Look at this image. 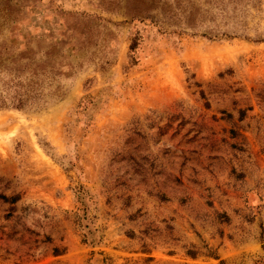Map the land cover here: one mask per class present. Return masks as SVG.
<instances>
[{
  "label": "rangeland",
  "instance_id": "rangeland-1",
  "mask_svg": "<svg viewBox=\"0 0 264 264\" xmlns=\"http://www.w3.org/2000/svg\"><path fill=\"white\" fill-rule=\"evenodd\" d=\"M195 3L237 34L0 0V46L71 64L43 104L0 106V264H264V0Z\"/></svg>",
  "mask_w": 264,
  "mask_h": 264
},
{
  "label": "trees",
  "instance_id": "trees-1",
  "mask_svg": "<svg viewBox=\"0 0 264 264\" xmlns=\"http://www.w3.org/2000/svg\"><path fill=\"white\" fill-rule=\"evenodd\" d=\"M243 1L215 0L220 18L236 17L235 10ZM228 4L231 7L227 10ZM123 8L132 21L149 20L161 32L200 33L209 37L237 34L214 28L201 31L198 27L204 23L207 14L206 9L200 8L195 0H124ZM154 8L160 10L161 17L150 13ZM138 38L134 37L129 46L131 50L136 47ZM54 44L42 51L25 46L18 52H12L11 47L5 44L0 46V106H39L52 94L57 95L56 77L66 73L63 65L67 67L71 64L70 61H60L63 55L58 52L57 42Z\"/></svg>",
  "mask_w": 264,
  "mask_h": 264
}]
</instances>
